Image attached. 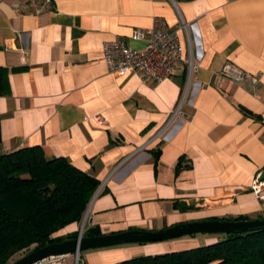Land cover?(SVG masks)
I'll return each mask as SVG.
<instances>
[{
    "label": "crops",
    "instance_id": "0c3cea01",
    "mask_svg": "<svg viewBox=\"0 0 264 264\" xmlns=\"http://www.w3.org/2000/svg\"><path fill=\"white\" fill-rule=\"evenodd\" d=\"M156 19L178 32L197 65L172 119L188 81L184 63L154 81L117 75L104 60L107 41L142 49L147 36L134 32ZM227 65L258 82L222 77ZM0 66L8 71L2 152L40 146L46 159L65 157L100 183L83 235L264 218V197L252 189L264 173V0H0ZM82 221L54 236L78 234ZM224 236L91 248L45 263L114 264Z\"/></svg>",
    "mask_w": 264,
    "mask_h": 264
},
{
    "label": "trees",
    "instance_id": "16d2710c",
    "mask_svg": "<svg viewBox=\"0 0 264 264\" xmlns=\"http://www.w3.org/2000/svg\"><path fill=\"white\" fill-rule=\"evenodd\" d=\"M7 92L8 71L0 66V96ZM1 144L0 134V264H11L15 254L33 245L29 252L76 237L54 234L82 220L100 183L65 157L46 159L40 146L2 152ZM224 235L207 245L114 264H264V229Z\"/></svg>",
    "mask_w": 264,
    "mask_h": 264
},
{
    "label": "built area",
    "instance_id": "2783aa9c",
    "mask_svg": "<svg viewBox=\"0 0 264 264\" xmlns=\"http://www.w3.org/2000/svg\"><path fill=\"white\" fill-rule=\"evenodd\" d=\"M183 27L187 29V23L184 22ZM145 35L147 36V43L142 49H134L123 41L105 42L103 46L104 60L110 70L117 75L123 76L130 71H139L145 79L154 81H162L173 77L179 65L184 63L187 67L188 81L181 101L170 113L172 119L182 113V105L197 65L192 53L184 57V48L180 42L178 32L168 30L163 20L156 19L151 28L145 31L137 30L134 32L133 37L141 39ZM220 75L237 83L250 81L255 84L258 82V75L244 73L235 65H227L220 72ZM262 174L256 177L252 183V189L259 198L264 197V178L261 179ZM86 220L87 217L85 222ZM45 260L34 264H46Z\"/></svg>",
    "mask_w": 264,
    "mask_h": 264
},
{
    "label": "water",
    "instance_id": "95a60500",
    "mask_svg": "<svg viewBox=\"0 0 264 264\" xmlns=\"http://www.w3.org/2000/svg\"><path fill=\"white\" fill-rule=\"evenodd\" d=\"M263 178L264 173L261 176V179ZM86 214L76 237L37 248L11 264H34L54 256L70 253L78 255L81 251L91 248L109 247L125 243L164 241L197 233L243 234L264 229V218L248 220H221L214 218L178 223L159 230L133 229L119 233L84 236Z\"/></svg>",
    "mask_w": 264,
    "mask_h": 264
},
{
    "label": "rangeland",
    "instance_id": "374dc122",
    "mask_svg": "<svg viewBox=\"0 0 264 264\" xmlns=\"http://www.w3.org/2000/svg\"><path fill=\"white\" fill-rule=\"evenodd\" d=\"M88 208H89V206H88ZM88 208L86 209V212H85V214L87 213V214H86L87 217H88V214H89V209H88ZM85 214H84V216H85ZM84 216H83L82 219H84ZM33 248H34V245L31 246L29 249L23 250V251H21V252L15 254V255L11 258L10 262H13V261L19 259L20 257L24 256L27 252H29V251L32 250Z\"/></svg>",
    "mask_w": 264,
    "mask_h": 264
}]
</instances>
